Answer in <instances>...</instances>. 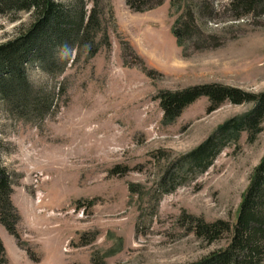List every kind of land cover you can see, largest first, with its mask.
<instances>
[{
    "label": "rangeland",
    "instance_id": "rangeland-1",
    "mask_svg": "<svg viewBox=\"0 0 264 264\" xmlns=\"http://www.w3.org/2000/svg\"><path fill=\"white\" fill-rule=\"evenodd\" d=\"M230 1L215 0L220 15L205 27L220 45L196 49L177 43L184 10L170 0L142 13L107 0L109 45L93 58L74 52L54 77L29 73L52 103L43 116L0 104V165L12 175L19 216L18 237L0 222L7 264H195L226 248L227 235L208 243L192 218L235 225L264 158V122L253 142L243 132L202 172L190 155L254 105L227 102L208 113L201 98L168 122L158 97L209 84L264 92V17L233 21ZM16 19L0 17V45L32 16Z\"/></svg>",
    "mask_w": 264,
    "mask_h": 264
},
{
    "label": "trees",
    "instance_id": "trees-1",
    "mask_svg": "<svg viewBox=\"0 0 264 264\" xmlns=\"http://www.w3.org/2000/svg\"><path fill=\"white\" fill-rule=\"evenodd\" d=\"M107 0H0V17L15 22L17 16L29 13L30 25L14 40L0 45V104L17 115L43 116L51 108L50 98L29 81V73L39 71L56 76L64 72L72 56L81 51L89 58L98 54L108 35L104 28L103 4ZM167 0H126L134 12H146L162 6ZM171 9L184 10L177 19L173 34L180 46L196 49L220 45L218 36L208 35L205 27L220 15L215 0H170ZM184 7V8H183ZM226 15L239 22L246 18L264 17V0H231ZM109 45V44H108ZM76 59L72 60L73 63ZM207 98L208 113L229 102L234 105L253 104V110L231 119L219 127L217 134L199 146L189 157L192 166L205 172L231 141H238L243 132L253 142L264 122V92L209 84L178 92H162L158 99L164 119L175 121L199 99ZM165 186V185H164ZM12 175L0 165V222L14 236L19 216L12 204ZM192 230L208 243L228 236L226 248L211 253L195 264H264V158L255 169L244 194L234 226L219 220L205 223L192 218ZM2 258V259H1ZM0 264H7L5 248L0 239Z\"/></svg>",
    "mask_w": 264,
    "mask_h": 264
}]
</instances>
